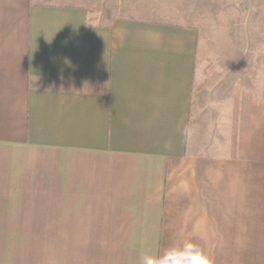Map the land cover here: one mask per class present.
<instances>
[{
	"label": "crops",
	"instance_id": "crops-1",
	"mask_svg": "<svg viewBox=\"0 0 264 264\" xmlns=\"http://www.w3.org/2000/svg\"><path fill=\"white\" fill-rule=\"evenodd\" d=\"M141 4L0 0V208L47 212L59 264L188 238L264 264V17L249 50L203 36L198 0L178 18Z\"/></svg>",
	"mask_w": 264,
	"mask_h": 264
},
{
	"label": "rangeland",
	"instance_id": "rangeland-1",
	"mask_svg": "<svg viewBox=\"0 0 264 264\" xmlns=\"http://www.w3.org/2000/svg\"><path fill=\"white\" fill-rule=\"evenodd\" d=\"M73 3H83L97 5L99 7L106 0H63ZM146 3L141 4L143 9L148 12L157 9L164 11L165 15L180 17L181 14L190 16L192 13V4L196 0H141ZM200 16L201 34L203 36L224 33L232 29V34L243 38L244 32L248 33L249 50L258 49L254 36L259 34L254 26V22H260L264 17V0H198ZM131 0H114V3L120 4V9L127 8ZM123 4H125L123 6ZM165 4V6L163 5ZM261 10L262 15H261ZM212 18L216 16V26L207 21L208 14ZM234 22H247V26H235ZM232 23V24H231ZM232 25V26H231ZM257 33V34H256ZM262 34V33H260ZM245 36V35H244ZM261 38V37H260ZM259 42V39H258ZM236 47V44H232ZM256 52V51H255ZM254 53V52H253ZM12 197H8V200ZM16 199V197H15ZM35 207H48L47 203L32 204ZM0 208V264H59L63 259V250L65 248V236L48 233V223L52 220L47 218V212H34L35 218H32L31 212L24 211L18 213L19 203L8 202L1 204ZM27 205V209H29ZM23 213V214H21ZM24 217H21V216ZM19 216V217H18ZM24 227L23 229H20ZM35 227L40 232L38 234H29L27 228ZM22 230V232H21Z\"/></svg>",
	"mask_w": 264,
	"mask_h": 264
},
{
	"label": "clouds",
	"instance_id": "clouds-1",
	"mask_svg": "<svg viewBox=\"0 0 264 264\" xmlns=\"http://www.w3.org/2000/svg\"><path fill=\"white\" fill-rule=\"evenodd\" d=\"M137 264H216L214 255L195 239L188 238L160 250L143 252Z\"/></svg>",
	"mask_w": 264,
	"mask_h": 264
}]
</instances>
